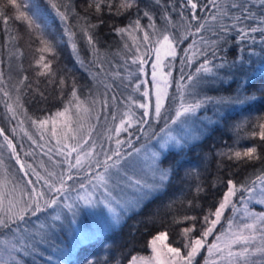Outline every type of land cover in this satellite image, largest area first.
<instances>
[{"label":"snow or ice","instance_id":"6c2138e0","mask_svg":"<svg viewBox=\"0 0 264 264\" xmlns=\"http://www.w3.org/2000/svg\"><path fill=\"white\" fill-rule=\"evenodd\" d=\"M44 2L59 20L62 29L61 42L63 37H67V43L77 57L80 56L78 45L82 42L94 57L89 65L96 64L101 70L102 65L98 64L100 49L97 47L99 40L96 30L106 23L104 15L121 17L135 8V19L130 17L127 24L120 26L109 23L111 31L122 38L140 32H143V42H150L153 36L156 37L149 48L155 53L151 74L155 103L153 105L149 102H140L134 99L133 95H128L127 110L122 113L119 124L108 129L109 132L114 131L116 137L122 132L127 133L128 139L117 138L116 148L107 151L101 144L99 147L104 160L101 162L97 159L95 164L101 166L103 171L96 172L86 183L81 181L78 185H69L68 181L77 180L79 171L85 168V164L88 169L92 168L90 161L97 148L95 142L83 153L78 152V149L82 148L80 143L70 148L67 157L77 152L75 162L66 158L63 163L68 167L59 173L49 170L41 162L39 167L43 169L44 174H42L32 164L21 160L17 145L5 134V130L0 128V136L3 137V143H0V230H3L5 237L0 240V264H29L27 258H31V264H39L41 260L46 261L47 264H66L64 249L61 247L63 242L61 234L71 233L75 245H83L93 239L96 231L90 225L83 223L88 215H104L106 223L110 227H115L128 215L138 212L146 202L166 196L173 177L184 163L183 159H179L164 166V161L168 159L170 152L183 151L192 141L204 136L210 126L220 118L224 108L245 105L260 99L255 92L249 94L248 88L256 82L257 73L264 76V60L258 61L255 68L249 67L253 63L252 57L257 55L252 47L256 43L253 34L259 31L264 36V27L252 26L248 23L257 19L256 13L252 11L253 7L258 6L264 12V0H225L223 5L220 0H148L143 7L141 0H87L84 11L89 14L86 15L76 11L72 0H44ZM7 5L15 10L16 15L13 17L5 14L3 8H0V18L5 32L8 31L10 19L23 20L30 32H37V38L42 45L38 51L54 56L55 42L46 35L52 26L49 23V15L41 7L39 0H23L22 5L17 0H7ZM209 6L214 11H210ZM22 8L26 11L21 10ZM157 14L161 20L159 28L156 24ZM92 15L96 16L95 22H92ZM70 17L75 18L74 23L70 21ZM142 18L148 19L147 26L141 24ZM226 20L231 23H226ZM258 24L264 25V15L259 17ZM209 27L215 39H208L202 35ZM146 29H151L152 32L149 33ZM197 36L200 47H197ZM189 37L192 38V42L183 49V56L180 58V76L175 81L177 94L165 108V99L168 97V87L171 83L169 77L172 76L173 61L177 57V46ZM134 38L139 39V36ZM230 41L235 42L237 49V55L231 60L228 59L226 51ZM248 41H251V45L248 47L246 58L243 55L245 52L243 45ZM260 43L264 44V39H261ZM125 47H129L127 43ZM136 50L139 52V47ZM169 57L172 60L165 63ZM137 60L140 62L137 71L143 73V64L146 61L142 57H136L132 59V63L136 64ZM35 63L40 69L36 73L37 76H45L49 83L54 82L57 73L52 68V60H46V57L41 55ZM77 63L85 71L90 72V66H86L84 58L78 59ZM165 67L169 69L167 72L164 71ZM186 69L192 70L186 71ZM221 70H224V75L221 74ZM92 75L95 79L98 73ZM132 75L129 73V76ZM27 80L28 77L24 75L14 86L18 93L25 87ZM231 82L236 83L234 94L212 96L206 91L217 83ZM146 83V81L136 82L132 88L133 92L141 93L147 101L149 91L145 88L141 92V84ZM0 84H4L2 70H0ZM66 84V78L59 76L58 85L66 86ZM110 87L104 84L105 92L98 93L102 97L103 107L108 106L107 92ZM257 91L264 93V82H261ZM0 92L5 97L10 96L3 87H0ZM40 95L43 98L42 92ZM71 98L69 103L79 100L75 79L72 80ZM19 99L20 97L17 96V101ZM111 99L114 101L116 97L113 95ZM133 105L143 111L137 115L132 108ZM209 105L213 108L212 116L197 117V112L201 109L206 110ZM19 106L23 107L22 104ZM5 107L7 113L11 114V119H15L17 114L13 106L6 103ZM67 112L66 105L65 110L57 112L56 115L64 116ZM213 117H217V120ZM112 118L115 121L116 113H112ZM153 120L164 122V127L160 130L162 134L153 133L156 143L151 148L133 147L131 137L134 133L129 132V129L138 125L137 131L143 132V126L148 125L151 128L150 121ZM20 123L22 124L23 121ZM31 123L43 127L48 120H32ZM259 128V138L264 140V123H260ZM12 131L15 133L16 129L13 128ZM51 134L56 136L55 128L52 129ZM25 135L36 143L26 131ZM252 135L255 136L257 133L254 132ZM40 138L43 139V135ZM108 139L111 140V135ZM83 143L87 144L88 140H84ZM57 144H60L59 139ZM124 145L132 150H124ZM6 150L9 151V159L14 158L19 165L18 170L13 171L5 165ZM62 151V148L58 149V152ZM25 155H31V152H26ZM217 155L234 162L260 158L256 146L248 147L243 151L228 147L219 150ZM219 167L222 165H218ZM73 169L77 170L75 176ZM17 172L23 175L19 176ZM193 174L196 182L190 191L194 192L195 196L187 203L189 207H199L196 198L205 191V188L197 168L185 170L186 178H191ZM33 176L35 180L31 178ZM218 183L223 184L224 190L214 208H208L199 217L196 215L173 217V223L186 224L180 229L182 246H173L168 242L167 230L159 231L149 240L151 255H133L129 264H200L197 258L202 251H206L203 264H264V212H255L250 207L253 204L264 205V169L240 183L232 178L222 180L217 177L212 187L215 188ZM71 192H76V195L71 196ZM173 203L174 201L170 200L163 207L171 210ZM226 211H231V216L225 217ZM42 213H46L43 219H41ZM222 219L225 221L224 224L221 223ZM189 221L191 223H187ZM217 225H220L219 230ZM209 237L214 239L209 242ZM71 252L72 249L69 248L68 255H71ZM84 264H98V261L85 257ZM104 264H121V260L116 257L112 261L105 260Z\"/></svg>","mask_w":264,"mask_h":264},{"label":"trees","instance_id":"16d2710c","mask_svg":"<svg viewBox=\"0 0 264 264\" xmlns=\"http://www.w3.org/2000/svg\"><path fill=\"white\" fill-rule=\"evenodd\" d=\"M21 5L23 0H17ZM41 7L45 9L49 15V23L51 29L46 35L49 39H53L55 42V55H51L47 52L38 51L42 45L37 38V32H30L27 25L23 20L10 19L8 22V31L5 32L2 18H0V70L3 71L4 84H0L5 91L10 93V96L5 97L0 92V128L5 130V134L13 140V143L17 145L18 152L21 151V147L26 142L25 131L30 135V129H36V125L31 123L32 120L48 119L54 116L57 112H61L69 103L72 91V80L75 79L77 95L79 101L89 103L98 99V93H104V84H108L111 87L108 89L110 92H115L117 84L120 83V77L124 75L125 71L132 66L137 67L139 60L136 64L132 63V59L136 57H142L146 62L143 64L145 75L148 73V64L151 61L153 51H150V43L156 39L152 37V41L143 42V32L134 33L133 36L125 35L123 38L120 35L111 31L110 23H114L123 26L128 23L129 18L135 19V11L133 8L129 12H126L121 17H110L107 14L104 15L105 24L101 25L96 30L99 43L97 47L100 49L99 65L101 68L92 64L90 61L94 60V57L87 51L83 43H79L80 56L77 57L72 52L71 46L67 43V37H63L61 42L60 37L62 35V29L60 28L59 20L55 17L54 12L48 7L44 0H39ZM75 4L76 11L81 15H86L84 8L87 6V0H72ZM148 0H141V7L147 3ZM225 0H220L223 5ZM210 11H214L211 9ZM0 8H3L5 14L15 16V10L7 5V0H0ZM26 11V9H21ZM91 11V10H89ZM253 12L256 13L257 19L248 21L252 26L264 27L259 25V17L264 15L258 6L253 7ZM208 13H205L207 15ZM71 22H75L74 17H70ZM96 21V16L92 15V22ZM226 23L231 21L226 20ZM149 23L147 18L141 19V24L147 26ZM156 24L159 28L161 20L159 15L156 16ZM149 33L151 29H146ZM208 39H215L212 35V29H209L202 33ZM256 38V43L252 47L257 55L252 57L253 63L250 68H255L256 63L260 60H264V44H261V39L264 36L257 31L253 34ZM139 36V39L134 37ZM15 37V39H12ZM197 39V47H200L199 36ZM192 42V38L185 40L177 46V57L173 61L174 67L171 69L172 76L170 79V92L166 107L172 102V98L176 95V83L180 76V58L183 56V49L187 48ZM125 43L129 46L125 47ZM251 45V41L246 42L243 47L245 52L243 55L247 58L248 47ZM139 47V52H137ZM17 49L19 51H17ZM227 56L231 60L237 55V49L234 41H230L227 46ZM41 55L46 57V60H52V68L57 73L54 82L49 83V80L45 76H37V72L40 70L36 65V61ZM84 58L86 66H90V72L97 74L96 78L89 71H85L81 67L77 60ZM202 59V58H201ZM217 63L219 61H216ZM195 63L193 64V68ZM192 69H186L190 71ZM221 74L224 75V70H221ZM26 75L28 80L25 81V87L21 88L20 92L16 91L14 87L19 83L22 76ZM59 76L66 78V86H59ZM11 77V78H9ZM103 81V83H101ZM261 82H264V76L257 73L256 82L248 88V93L255 94L260 97L255 101H251L245 105H238L232 107H226L222 110L220 118L213 117L217 120L212 124L209 130L202 136L198 142L189 145L183 151H171L168 155V159L164 161V166L172 163L175 160L183 159L184 163L179 169V172L173 177L171 185L168 189L167 195L161 199H156L150 202H146L138 212L127 216L120 227L107 232L100 236L97 240L89 242L78 247L71 255L64 260L66 264H84L85 257L89 259H95L98 264H104L105 260L112 261L116 257H119L121 264H129L133 255L147 256L150 253L148 246L149 240L159 231L167 230L169 233L168 242L173 246H182L183 239L180 235V229L186 224L173 223V217H182L184 215H196L202 216L208 208L215 206L220 196L223 193V184H217L215 188L212 187L213 181L219 177L222 180L232 178L235 182L240 183L245 178H252L258 174L259 170L264 169V140L259 138V124L264 123V93L257 91ZM149 80L147 79V85ZM31 85V87H27ZM236 89V83H217L211 88L206 89L208 95H230L234 94ZM43 93V98L40 93ZM17 96L20 97L17 101ZM108 108H111V100L108 95ZM148 102L153 103V99L148 97ZM177 104L179 99L177 98ZM11 104L16 111V118L11 119V114L7 113L5 104ZM23 105L20 107L19 105ZM134 111L138 112V109L134 108ZM109 114V113H108ZM213 108L211 105L207 109L199 110L200 116H212ZM139 115V114H138ZM8 117V118H6ZM113 119L112 117L110 120ZM23 121L21 124L20 122ZM151 122V121H150ZM111 123V122H110ZM114 124V123H113ZM238 125V126H237ZM161 124H157L155 129L158 131ZM237 126V128H236ZM139 126L129 129V132H133L131 137L133 147H137L151 137L152 132H148V125H144V131H137ZM16 131L13 133L12 129ZM29 128V129H28ZM23 129V130H22ZM155 129L153 133L155 132ZM257 135H252L253 133ZM153 135V134H152ZM148 136V138H146ZM139 137V139H137ZM153 137V136H152ZM240 137V140L237 138ZM146 138V139H145ZM122 140L128 139V134L124 133L121 136ZM145 139V140H144ZM0 141L3 142V137L0 136ZM256 146L259 159L252 161H229L225 157H220L217 152L221 149L231 147L235 150L243 151L248 147ZM124 150L128 151L127 145H124ZM24 148V147H23ZM218 165L222 167L218 168ZM188 168H197L200 173V180L203 182L205 191L200 193L196 198L199 207H189L188 201L193 200L195 193L190 191V188L195 184V174L191 178L185 177V170ZM231 173V177H229ZM174 201L171 210L163 207L167 205L169 201ZM255 212H264V206H255L253 209ZM231 216V211L225 213V217ZM34 219V218H33ZM187 223H191L190 221ZM222 224L225 221L222 219ZM220 229V225L217 226V230ZM198 234V232H197ZM0 235H3V230H0ZM64 241L67 240L63 234ZM214 237H209L211 242ZM66 244V243H65ZM64 244V246H65ZM67 246V245H66ZM206 251H202L201 255L197 258L200 264H203ZM29 264H31V258H27ZM39 264H47L46 261L41 260Z\"/></svg>","mask_w":264,"mask_h":264},{"label":"rangeland","instance_id":"374dc122","mask_svg":"<svg viewBox=\"0 0 264 264\" xmlns=\"http://www.w3.org/2000/svg\"><path fill=\"white\" fill-rule=\"evenodd\" d=\"M168 60H172L171 57L167 58L165 63L168 62ZM155 62V53L153 52L152 58L150 63L148 64V73L145 75V72L140 73L137 71V69L140 67V63L137 67L132 66L131 68H128V71L124 72V75L121 76L120 83L117 84V89L115 92L108 90V95L115 96V102L113 103L111 101V108L103 107L101 103L102 97L98 95V99L96 97V102H90L85 103L81 101H75L72 104L67 105L68 106V112L65 113L64 116H57L56 114L50 118H48V123L45 124L43 127H40L38 124L36 125V129H30V135L32 136L33 140L36 141V143H33L32 140H29L28 135H26V142L23 144V147H21L20 157L22 161H25L26 163L32 164L34 167L37 168L38 171H41L42 174H44L43 169L39 167V164L43 162L46 167L49 170H54L55 172L59 173L62 169H66L68 166L67 164L63 163V161L67 158L70 159L73 163L75 162V157L77 155V152H73L71 157H67V152L70 148L75 147L78 143L82 145V148L78 149V152H86L89 148V146L95 142L97 145V148L95 150V153L93 157L91 158L92 168L88 169L87 164H85V168L81 169L79 171V178L75 181H68L69 185H78L79 182H87V180L90 178V176H94L96 172L103 171V168L101 166H97L95 164V160H100L103 162L104 155L100 152V145L103 144L104 150L107 151L109 149H115L116 144L115 140L117 138L121 139V136H123V132L119 137H116L114 131L109 132V128H114L115 125L119 124L120 117L124 111L127 110L126 104L128 103L127 97L128 95H133L134 99L139 100L140 102H148V98L146 101V98H144L141 93L139 92H133L132 85L134 83L139 81H146L149 80V84H141V92L147 88L150 95L149 98L153 99V105L155 103V89L151 83L152 80V64ZM145 66H143L144 68ZM169 69L164 68V71L167 72ZM159 71V70H158ZM129 73H132V76H129ZM171 77H169V80ZM170 92V86L168 87V95ZM112 100V99H111ZM168 97L165 99V107L167 104ZM133 110L134 108L138 109L135 105L132 106ZM65 108L61 111L63 112ZM142 109H138L137 115L142 112ZM163 111V110H162ZM109 113V114H108ZM112 113H116V119L115 121L113 119L110 120L112 117ZM197 117H204L199 115V111L197 112ZM111 122V123H110ZM114 123V124H113ZM151 128L148 127V132H152L150 134L151 137L148 138L145 143L140 144L136 148H141L142 146L146 148H151L153 144L156 143V137L153 136V131L157 124H161L160 129L157 132V134H162L160 132L161 128L164 127L163 120L160 121H151ZM138 125H134L133 127H136ZM155 126V127H154ZM238 126V125H237ZM236 126V128H237ZM132 127V128H133ZM56 129V136H52V129ZM29 129V128H28ZM131 129V128H130ZM41 135H43V139H41ZM109 135H111V140L108 139ZM153 136V137H152ZM67 137V139H65ZM75 137V139H73ZM145 138V139H146ZM60 140V144H57V140ZM144 139V140H145ZM240 140V137L237 138ZM84 140H88V143H83ZM199 140L192 141L190 143L194 144L198 142ZM0 143H3L0 141ZM67 145V147H65ZM63 149L62 152H58V149ZM49 149L51 151L49 152ZM132 150V149H131ZM128 150V151H131ZM177 151V150H172ZM26 152H31V155L26 156ZM51 157V159H49ZM4 163L6 166H8L11 170L16 171L19 169V165L16 164V161L14 158L9 159V151L4 152ZM31 171V170H29ZM73 175L75 176L77 173L76 169L72 170ZM17 175L22 176V173H18ZM33 180H35V177H31ZM43 182L41 181V184ZM76 192H71V196H75ZM255 206H264L261 204H253L250 205V207L253 209ZM227 212V211H226ZM225 212V213H226ZM46 215V213L41 214V219ZM106 215V213H105ZM129 216V215H128ZM125 219L122 220L120 225H116L115 227H110L108 223L105 221L104 215H88L86 219L83 220V223L86 225H90L92 229L96 231V236L87 241L85 244L89 242H93L97 240L100 236L103 234L110 232L114 229H117L122 225ZM218 226V225H217ZM63 234L67 238L66 241L63 239ZM5 237L0 235V240H3ZM62 244L61 247L64 249V259L67 258L68 250L69 248L72 249L73 253L78 247L82 245H75V241L72 237L71 233H62ZM66 243V244H65ZM65 244V246H64ZM67 245V246H66ZM84 245V244H83ZM151 255L150 253L147 256Z\"/></svg>","mask_w":264,"mask_h":264}]
</instances>
